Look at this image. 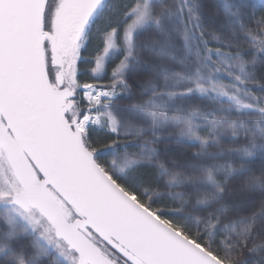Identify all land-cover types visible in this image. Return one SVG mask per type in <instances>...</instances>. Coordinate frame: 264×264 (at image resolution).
Returning <instances> with one entry per match:
<instances>
[{
    "label": "snow or ice",
    "instance_id": "6c2138e0",
    "mask_svg": "<svg viewBox=\"0 0 264 264\" xmlns=\"http://www.w3.org/2000/svg\"><path fill=\"white\" fill-rule=\"evenodd\" d=\"M0 264H264V10L0 0Z\"/></svg>",
    "mask_w": 264,
    "mask_h": 264
},
{
    "label": "trees",
    "instance_id": "16d2710c",
    "mask_svg": "<svg viewBox=\"0 0 264 264\" xmlns=\"http://www.w3.org/2000/svg\"><path fill=\"white\" fill-rule=\"evenodd\" d=\"M250 2L254 6V8L257 10V12L264 10V0H250ZM97 43H98V40L94 41L93 44L90 46L89 51H92L95 48ZM227 142L228 141L226 140V143ZM191 150L194 151L195 149H191ZM256 163L258 164L259 161H256Z\"/></svg>",
    "mask_w": 264,
    "mask_h": 264
}]
</instances>
